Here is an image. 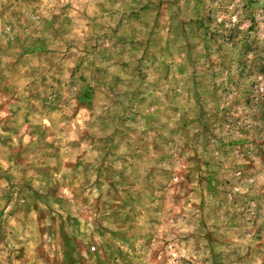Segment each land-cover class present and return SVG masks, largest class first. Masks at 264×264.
Here are the masks:
<instances>
[{
  "label": "rangeland",
  "instance_id": "374dc122",
  "mask_svg": "<svg viewBox=\"0 0 264 264\" xmlns=\"http://www.w3.org/2000/svg\"><path fill=\"white\" fill-rule=\"evenodd\" d=\"M0 264H264V0H0Z\"/></svg>",
  "mask_w": 264,
  "mask_h": 264
}]
</instances>
